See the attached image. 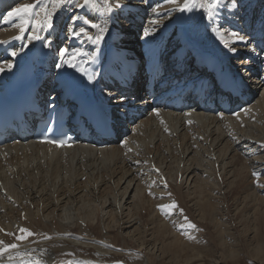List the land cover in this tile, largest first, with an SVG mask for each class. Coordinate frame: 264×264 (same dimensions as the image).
I'll use <instances>...</instances> for the list:
<instances>
[{
	"label": "bare ground",
	"instance_id": "6f19581e",
	"mask_svg": "<svg viewBox=\"0 0 264 264\" xmlns=\"http://www.w3.org/2000/svg\"><path fill=\"white\" fill-rule=\"evenodd\" d=\"M97 2L103 5V0ZM117 2L126 7L105 16L88 6L54 9L51 0H42L34 12L44 7L53 11L54 28L37 26L33 17L21 32L16 27L20 18H8L7 12L36 0H0V48L6 57L0 62V83L30 53L40 64L52 63L50 72L57 75L70 71L65 61L73 52L72 63L81 59L78 67L89 61L100 67L117 55L118 65L124 60L135 66L142 49L153 47L140 50L139 43L156 37H166L171 50L212 42L224 55L234 56L242 40L232 26L264 4L237 0L239 8L230 9L231 0H224L214 23L203 10L181 12L168 0ZM73 14L81 21L106 23L103 39L95 43L72 35ZM84 27L88 35L98 34L91 25ZM33 34L41 39H32ZM64 49L68 52L61 56ZM175 50L172 55H183ZM258 83L252 81L250 87L261 89L259 97L239 118L193 109L158 111L134 125L126 144H78L65 150L32 142L8 147L11 157L0 159V240L19 247L0 256V264L26 257L45 264H241L242 256L264 264V188L257 183L264 184V85ZM173 201L175 209H161ZM189 222L196 228H189ZM22 228L34 235L18 240L26 235Z\"/></svg>",
	"mask_w": 264,
	"mask_h": 264
},
{
	"label": "snow or ice",
	"instance_id": "6c2138e0",
	"mask_svg": "<svg viewBox=\"0 0 264 264\" xmlns=\"http://www.w3.org/2000/svg\"><path fill=\"white\" fill-rule=\"evenodd\" d=\"M42 0H36V3H22L18 7H13L11 11L7 12V17H19L21 20V23L16 25V27L19 28L21 32H24L26 30V25L33 22V17H35V24L41 28H47V29H53L54 28V20H53V11H49L46 7L41 8L39 12H34V9L36 8L37 4L41 3ZM53 3L54 9L56 7H63L65 5H68L72 8H85L86 6L91 7L92 9L98 10L100 13L107 16L108 14H111L114 12L115 9H123L126 7V5H122L117 2V0H103V5L99 4L97 0H83V3H81V0H51ZM168 3L177 5V8L181 12H192L194 9H201L203 10L202 15L206 14L207 18L215 23L216 18L220 14V9L222 6H224V0H183L181 3L180 0H168ZM230 9H238L239 5L237 3V0H231V2L227 5ZM41 13H43V16H41ZM77 22H79V27H76ZM155 22V21H154ZM69 25L71 27V33L74 36H81L84 35L89 40H93L95 43H99L104 36V33L108 31V28L106 26V23L104 26L101 25V23L95 22V18L92 20H89L85 18L83 21L80 20L79 15L73 14L70 18ZM84 25H91L92 28L98 29V34L95 36L88 35V30L84 27ZM215 30V29H214ZM146 36L150 34L149 30H145L144 33ZM239 40H244V37L239 36V34L234 33ZM22 38V37H21ZM32 39H41L38 35L33 34ZM50 43V42H49ZM235 51V49H232ZM68 52V49H64L61 51L60 55L64 56ZM12 56H16L17 52L13 51L11 52ZM77 56L76 52L72 53V56L69 60H66L65 63L69 64L71 67H76V64L72 63V59H75ZM13 65L8 64L7 67L11 68ZM59 66V65H58ZM82 70V69H81ZM0 71H3V67L0 66ZM243 111L247 112L248 109H243ZM157 114H159L157 110ZM234 115L239 118L240 113L236 112ZM222 116V114H221ZM50 143L64 145L67 143L65 140H52L49 141ZM125 144L127 141L124 142ZM159 171V169H157ZM257 177H259V174H255ZM257 183L261 188H264V184L259 183V179H257ZM177 203L173 201L171 204L168 205H160L162 210H173L177 207ZM185 220H187V217H185ZM188 227L195 229L196 225L189 222ZM21 233H26V235H21L17 237L18 240H24L27 239L29 236L34 235L29 229L22 228L20 229ZM50 239V237H46ZM189 239H194L191 235L188 236ZM19 245L16 243H8L6 244L3 240H0V256H3L5 253L9 252L12 249L18 248ZM19 254V253H18ZM9 259L11 260V256H9ZM23 264H45L44 261L40 259H30L23 261ZM118 264H122V262H118Z\"/></svg>",
	"mask_w": 264,
	"mask_h": 264
},
{
	"label": "rangeland",
	"instance_id": "374dc122",
	"mask_svg": "<svg viewBox=\"0 0 264 264\" xmlns=\"http://www.w3.org/2000/svg\"><path fill=\"white\" fill-rule=\"evenodd\" d=\"M127 3V2H126ZM130 39V36H127V40ZM61 49V48H60ZM246 252V251H245ZM248 256H242L241 258V264H252L253 262L248 260ZM229 261V260H228ZM231 264V263H229Z\"/></svg>",
	"mask_w": 264,
	"mask_h": 264
}]
</instances>
